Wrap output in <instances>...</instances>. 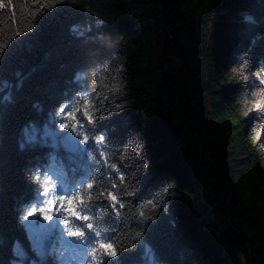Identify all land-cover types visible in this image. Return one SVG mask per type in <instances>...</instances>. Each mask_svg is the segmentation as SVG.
Returning <instances> with one entry per match:
<instances>
[{
	"label": "trees",
	"instance_id": "1",
	"mask_svg": "<svg viewBox=\"0 0 264 264\" xmlns=\"http://www.w3.org/2000/svg\"><path fill=\"white\" fill-rule=\"evenodd\" d=\"M45 2L0 0V264H71L21 220L35 176L107 189L108 165L124 207L93 202L120 264H264V0ZM85 94L70 160L58 110Z\"/></svg>",
	"mask_w": 264,
	"mask_h": 264
},
{
	"label": "snow or ice",
	"instance_id": "2",
	"mask_svg": "<svg viewBox=\"0 0 264 264\" xmlns=\"http://www.w3.org/2000/svg\"><path fill=\"white\" fill-rule=\"evenodd\" d=\"M57 0H46L40 4V8L54 7ZM33 4L39 3V0H32ZM35 9L30 13L32 19H35V13L40 10ZM12 23H15L14 21ZM35 25H31L34 27ZM29 27L26 30H31ZM16 35L22 33L16 29ZM7 44L0 46V54L4 52ZM3 87L7 88L6 82ZM262 103H256L254 107L260 109ZM93 102L88 95L80 96L74 104H64L58 110L60 117V129H69L64 134L62 140L72 158H80L87 153L86 148H81V144H88V130L85 124L93 122L92 109ZM67 110V111H66ZM32 139V137H30ZM93 146H100L102 149L104 136H93ZM100 157L107 164L108 157L103 150L99 151ZM108 179L110 187L105 189L98 185L93 175H88L86 179H81L78 183L73 181L71 187H67L65 182L57 178L54 182L52 176L46 175L41 177L39 173L35 176L40 187L37 189L38 203H32L27 211L21 217L25 227L32 233L34 241L39 245L41 241L48 236L58 235L61 239L71 237L65 243L73 250L79 249L90 258L88 264H120L116 260L117 241L102 228V219L97 215L100 205L93 202V189L96 190V199L103 197L108 201L107 207L120 215L119 209L124 204L119 198L116 182L111 181V173L118 175L119 181L123 182V175L115 165H108ZM55 217V218H53ZM47 221V223H45ZM67 226V227H62Z\"/></svg>",
	"mask_w": 264,
	"mask_h": 264
},
{
	"label": "rangeland",
	"instance_id": "3",
	"mask_svg": "<svg viewBox=\"0 0 264 264\" xmlns=\"http://www.w3.org/2000/svg\"><path fill=\"white\" fill-rule=\"evenodd\" d=\"M54 132L59 134L60 131L59 130H55ZM84 146H85V144H81L80 145L81 148H84ZM53 218H55V217H53ZM45 223H47V221H45ZM62 227H67V226H63L62 225ZM27 231H28L29 235L33 238V235L29 231L28 228H27ZM48 237H50V236H48ZM48 237H45L41 241V243L39 245L35 242L36 246H38V247L41 246V244H43ZM69 239H72V238L71 237H66V236L63 239L60 238L59 239L60 244L58 245L59 247H58L57 251H60V246H62L63 248L61 249L62 250L61 253H63L65 255V258H67L69 261H71V264H83L87 260V258H86L87 255L85 254V252H83V251H81L79 249L73 250L72 248L68 247L66 245L65 241L69 240ZM242 260H243V264H246L245 260L244 259H242ZM15 264H20V262L16 261Z\"/></svg>",
	"mask_w": 264,
	"mask_h": 264
},
{
	"label": "clouds",
	"instance_id": "4",
	"mask_svg": "<svg viewBox=\"0 0 264 264\" xmlns=\"http://www.w3.org/2000/svg\"><path fill=\"white\" fill-rule=\"evenodd\" d=\"M244 103L247 105V104H250L251 102L250 101H244Z\"/></svg>",
	"mask_w": 264,
	"mask_h": 264
}]
</instances>
